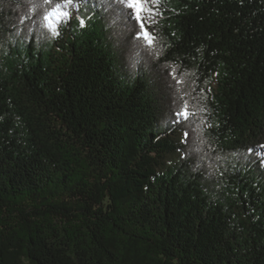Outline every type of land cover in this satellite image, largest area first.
<instances>
[{"label": "trees", "instance_id": "trees-1", "mask_svg": "<svg viewBox=\"0 0 264 264\" xmlns=\"http://www.w3.org/2000/svg\"><path fill=\"white\" fill-rule=\"evenodd\" d=\"M78 2L0 0V264H264V0Z\"/></svg>", "mask_w": 264, "mask_h": 264}, {"label": "snow or ice", "instance_id": "snow-or-ice-1", "mask_svg": "<svg viewBox=\"0 0 264 264\" xmlns=\"http://www.w3.org/2000/svg\"><path fill=\"white\" fill-rule=\"evenodd\" d=\"M123 8L130 9L131 11L126 13L129 18L133 19L139 24V30L137 31V39H142L148 46H152L155 37L147 31L145 28V20H151L154 15L159 13L153 7L157 5L159 0H117ZM49 5L42 15L43 26L52 34V36H58L59 27L62 23L71 19L70 8L75 7L77 10L80 7L78 0H43V3L39 5L43 7ZM81 27L84 26L85 20L83 17H77ZM180 83V81H178ZM188 111L187 101H183L178 105V110L174 113L177 117L175 123H180L181 120H187L190 115ZM187 132L184 133V137H187ZM264 147V146H262ZM251 151V149H249Z\"/></svg>", "mask_w": 264, "mask_h": 264}, {"label": "rangeland", "instance_id": "rangeland-1", "mask_svg": "<svg viewBox=\"0 0 264 264\" xmlns=\"http://www.w3.org/2000/svg\"><path fill=\"white\" fill-rule=\"evenodd\" d=\"M181 139V138H180ZM178 155H170L167 159L168 162H172Z\"/></svg>", "mask_w": 264, "mask_h": 264}]
</instances>
